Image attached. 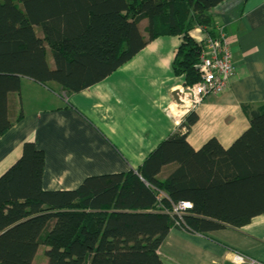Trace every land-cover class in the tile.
Returning a JSON list of instances; mask_svg holds the SVG:
<instances>
[{
	"label": "trees",
	"instance_id": "1",
	"mask_svg": "<svg viewBox=\"0 0 264 264\" xmlns=\"http://www.w3.org/2000/svg\"><path fill=\"white\" fill-rule=\"evenodd\" d=\"M223 1L0 0V98L19 97L22 79L69 97L164 36L181 39L172 71L192 86L201 46L190 33L214 37L208 11ZM241 113L248 127L228 147L212 138L194 149L188 132H175L134 172L87 178L71 191L42 189L44 154L25 143L0 176V264H32L40 246L47 264H162L171 229L205 236L264 217V102ZM8 117L0 138L22 117L15 100ZM179 202L192 210L176 226ZM36 223L46 227L29 243Z\"/></svg>",
	"mask_w": 264,
	"mask_h": 264
},
{
	"label": "crops",
	"instance_id": "2",
	"mask_svg": "<svg viewBox=\"0 0 264 264\" xmlns=\"http://www.w3.org/2000/svg\"><path fill=\"white\" fill-rule=\"evenodd\" d=\"M208 16L213 36L219 30L225 35L234 72L226 91L207 96L192 114L187 141L194 149L212 138L228 147L247 128L241 107L264 102V0H224ZM201 31L190 33L200 46ZM180 44L178 37L157 38L107 78L69 97L22 79L19 97L0 98L1 124L11 120L9 101L18 103L22 116L0 138V176L18 160L25 143L44 154L41 187L47 192L75 190L87 178L134 172L176 132L166 102L181 83L172 71ZM45 227L31 225L25 240L36 243ZM45 250L37 248L32 264H47ZM235 254L264 264V217L205 236L171 229L158 251L162 264H232Z\"/></svg>",
	"mask_w": 264,
	"mask_h": 264
},
{
	"label": "built area",
	"instance_id": "3",
	"mask_svg": "<svg viewBox=\"0 0 264 264\" xmlns=\"http://www.w3.org/2000/svg\"><path fill=\"white\" fill-rule=\"evenodd\" d=\"M201 33L203 41L201 42L199 62L194 67L199 74V80L192 86H186L185 78L181 77V83L177 88L180 91L179 105L171 97L166 102L167 108L174 116L176 132L180 134L189 132L187 118L201 106L207 96H219L226 91L234 72L233 54L224 33L219 30L217 36L214 37L209 36L204 30ZM191 210L192 206L189 203L173 204L170 214L177 217L175 225L179 226L182 216ZM232 264L263 263L235 254Z\"/></svg>",
	"mask_w": 264,
	"mask_h": 264
},
{
	"label": "water",
	"instance_id": "4",
	"mask_svg": "<svg viewBox=\"0 0 264 264\" xmlns=\"http://www.w3.org/2000/svg\"><path fill=\"white\" fill-rule=\"evenodd\" d=\"M171 98L173 99V101L179 105V97H180V91L179 89H175L172 93H171Z\"/></svg>",
	"mask_w": 264,
	"mask_h": 264
},
{
	"label": "rangeland",
	"instance_id": "5",
	"mask_svg": "<svg viewBox=\"0 0 264 264\" xmlns=\"http://www.w3.org/2000/svg\"><path fill=\"white\" fill-rule=\"evenodd\" d=\"M177 88H179V87H177ZM247 127H248V124H247ZM246 129H247V128H246ZM246 129H245V130H246ZM245 130H244V131H245ZM242 133H243V132H242ZM242 133H241V134H242ZM241 134H240V135H241ZM240 135H239V136H240ZM226 144H227V143H226ZM226 144H225V145H226ZM229 145H230V144H229Z\"/></svg>",
	"mask_w": 264,
	"mask_h": 264
}]
</instances>
